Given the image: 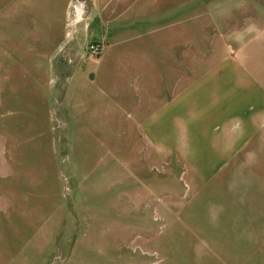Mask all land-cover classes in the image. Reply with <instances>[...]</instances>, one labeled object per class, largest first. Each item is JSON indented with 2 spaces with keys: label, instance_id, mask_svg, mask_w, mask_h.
<instances>
[{
  "label": "rangeland",
  "instance_id": "rangeland-1",
  "mask_svg": "<svg viewBox=\"0 0 264 264\" xmlns=\"http://www.w3.org/2000/svg\"><path fill=\"white\" fill-rule=\"evenodd\" d=\"M160 7L161 32L186 26L194 79L232 56L239 16L264 14V0ZM95 8L0 0V264H264V134L212 168L201 133L167 149L121 118L108 137L74 116Z\"/></svg>",
  "mask_w": 264,
  "mask_h": 264
},
{
  "label": "crops",
  "instance_id": "crops-1",
  "mask_svg": "<svg viewBox=\"0 0 264 264\" xmlns=\"http://www.w3.org/2000/svg\"><path fill=\"white\" fill-rule=\"evenodd\" d=\"M161 1L96 0L81 45L94 44L96 58L106 66L91 78L90 60L95 58L85 50L73 84L74 116L88 120L90 132L98 136L106 128L108 137L114 119L121 118L122 126L140 134V141L167 149L180 135L201 133L202 157L213 168L215 159L234 158L264 134V14L239 16L232 56H218L194 79L192 55L186 54L189 33L182 25L161 32V15H166ZM56 15L64 20L63 10ZM98 118H105L104 123H92Z\"/></svg>",
  "mask_w": 264,
  "mask_h": 264
},
{
  "label": "built area",
  "instance_id": "built-area-1",
  "mask_svg": "<svg viewBox=\"0 0 264 264\" xmlns=\"http://www.w3.org/2000/svg\"><path fill=\"white\" fill-rule=\"evenodd\" d=\"M88 56L93 58V57H96L97 56V48H95V46H89V49H88Z\"/></svg>",
  "mask_w": 264,
  "mask_h": 264
},
{
  "label": "trees",
  "instance_id": "trees-1",
  "mask_svg": "<svg viewBox=\"0 0 264 264\" xmlns=\"http://www.w3.org/2000/svg\"><path fill=\"white\" fill-rule=\"evenodd\" d=\"M92 46H95L94 44Z\"/></svg>",
  "mask_w": 264,
  "mask_h": 264
}]
</instances>
